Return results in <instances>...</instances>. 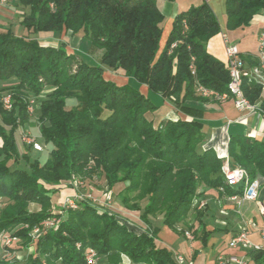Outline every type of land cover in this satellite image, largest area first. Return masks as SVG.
Returning <instances> with one entry per match:
<instances>
[{
	"label": "trees",
	"instance_id": "1",
	"mask_svg": "<svg viewBox=\"0 0 264 264\" xmlns=\"http://www.w3.org/2000/svg\"><path fill=\"white\" fill-rule=\"evenodd\" d=\"M16 3L25 10L19 25L27 35L18 36L11 28L0 32V97L7 91L11 100L10 111L0 102V203L6 200L0 206V232L26 225L13 236L27 247L30 230L51 217V195L62 183L96 177L110 191L123 183L117 196L121 206L138 212L146 226L160 218L162 226L184 235L194 228L186 225L194 212V234L203 233L204 210H192L194 198L203 196V189L223 188L232 195L243 188L226 186L220 172L223 161L212 149L201 148V112L187 105L204 102L195 95L196 84L221 94L230 81L226 65L206 51V43L220 32L209 6L202 2L176 15L160 50L163 16L155 0ZM225 9L226 29H244L264 11V0H226ZM67 33L80 35L102 51L100 65L68 54L62 43L52 48L31 38ZM70 61L75 63L73 72H67ZM105 71L128 82L117 86L105 80ZM140 85L147 87V97ZM47 87L50 93L37 100ZM242 92L256 105L261 88L244 81ZM150 95L172 102L192 120L153 121L149 116L158 106ZM29 97L37 100L34 122L39 134L52 145L42 165L30 164L27 153L15 149V132L30 122ZM260 109L264 110V100ZM227 154L250 181L264 179V141L233 136ZM21 161L26 169L17 167ZM31 204L39 205L40 212L30 213ZM32 245L34 253L23 264H85L89 249L107 264H120L122 255L133 264H175L171 253L156 244L154 234L138 231L90 199L79 202L77 209L63 210L59 226ZM250 256L262 264L260 253Z\"/></svg>",
	"mask_w": 264,
	"mask_h": 264
},
{
	"label": "crops",
	"instance_id": "2",
	"mask_svg": "<svg viewBox=\"0 0 264 264\" xmlns=\"http://www.w3.org/2000/svg\"><path fill=\"white\" fill-rule=\"evenodd\" d=\"M226 0H209L212 14L217 20L220 32L209 39L206 43V51L213 58L226 65L225 48L222 35H225L231 44H234L241 56L246 68L256 67L252 65L260 58L259 36L264 34V11L255 15L249 25L244 29L229 31L226 29ZM156 6L163 16L161 23L162 35L160 40V50L163 48L167 36L171 30L173 19L176 15L197 7L202 4L201 0H155ZM1 8V7H0ZM17 31V29H15ZM14 32L18 36H24L19 31ZM38 40L42 46L55 48L58 43L51 39L43 38ZM68 54H76L66 49ZM252 76V82L260 85V99L256 102L259 110L254 112H241L235 109L230 100L216 102L209 100L204 103L189 102L187 105L199 110L202 124L204 141L202 149H212L217 157L223 162H228L231 168H236L231 164L227 154L228 141L233 136L249 137L258 141H264V110L260 109L261 102L264 100V71ZM104 78L113 82L117 86L125 85L128 80L122 75H112L106 71ZM143 96L148 95L147 88L140 87ZM158 106L151 115L156 122L160 120H184L191 121L192 117L178 112L170 101L162 100L157 96H149ZM259 188L257 198L253 202H243L240 207L235 208L234 202L229 199L225 190L221 188L214 190L203 189V200L206 203L204 209L202 226L203 233L197 229V224L193 223L194 228L190 231L192 239L185 235H178L166 227L156 231V244L165 247L172 255L180 256L185 264H216L219 256H245L248 264H259L251 258L250 253L240 248H230V240L241 230L245 229L252 244L264 245V179H258ZM105 184V183H104ZM124 186V185H123ZM72 195L68 188H61L51 195V204H60L62 200ZM99 201L104 202L101 192L97 190L93 193ZM111 197L115 194L111 191ZM105 209L117 214L120 218L135 225L139 224V213L128 211L114 200L111 203L100 204ZM126 262L123 261L122 264Z\"/></svg>",
	"mask_w": 264,
	"mask_h": 264
},
{
	"label": "rangeland",
	"instance_id": "3",
	"mask_svg": "<svg viewBox=\"0 0 264 264\" xmlns=\"http://www.w3.org/2000/svg\"><path fill=\"white\" fill-rule=\"evenodd\" d=\"M16 5H17L16 0H8V2L5 5V7H1L0 8V32H2V30H6L7 28H11L14 32L16 31L15 29H17V31H19L20 34H22L24 32L19 24L22 21V17H23V15L25 13V10L21 6H16ZM24 35H27L26 32L24 33ZM31 38H37V40H41L42 39V41H44L43 38L48 39V41L53 39L58 44H61V43L64 44L66 49H69L70 51L75 52L79 56V58L83 60V62H85L87 64L100 65V57H101L102 51L92 47L90 41L87 40V39L83 40L80 35H74L73 36L70 33L63 34V35H61L59 37L53 36V35H47V36H44V37L31 35ZM258 67H259V65L257 67H254V68H258ZM74 69H75V63L73 61H70V64L68 63L67 72H73ZM261 71H264V70H261ZM109 72H111V71H109ZM111 73H112L113 76L117 75L114 72H111ZM124 78H126V77H124ZM126 80H128V79L126 78ZM140 87L147 88L144 85H140ZM6 89H8V88H6ZM50 91H51L50 88H48V87L45 88L44 91L42 92V94L39 96V98L37 100L44 99L50 93ZM7 95L10 96V94L7 91H4L2 93V95L0 97L1 104H2L3 98L6 97ZM195 95L197 97L203 99L204 102H207L209 100H214L216 102L225 101V100H220V99H214L213 97H209V96L204 97V96L200 95V93L197 92L196 85H195ZM153 96H157V97L161 98L158 95H153ZM31 99H33V98L32 97L28 98V100H29V101L27 100L28 104L31 101ZM37 100L34 99L35 103H36ZM162 100H165V99H162ZM227 100H230V99H227ZM171 104L173 105L172 102H171ZM2 107H3V104H2ZM257 110H259L258 107H257ZM178 112H181V111H178ZM182 114H184V113H182ZM29 117H30V120H29L30 122L28 124H26L24 127L18 129L15 132V134H14L15 149H16V151L19 154L27 153V157H28V160H29L30 164L34 163V162H38L40 165H42L48 160L49 153H50V151L52 149V145L49 144V143H45V141L40 136L39 131H38V126L34 122L35 118H36L35 113L33 114V117H31V115ZM149 117L153 121H155V119L152 118V115H150ZM21 134H27L30 137H32L42 147V151L41 152H34L33 150H31V152H27L26 149H25V147H26L25 144H22V142H21ZM0 146H1V141H0ZM17 167L19 169H26V165H25L24 161H21L18 164ZM123 185H124L123 183H117L112 188V192L116 195L115 198L111 197V195H110L111 191L106 187V184H104V182L100 178H96V177H92L91 181H87V179H85L83 177H75L71 181H68L66 183H62L61 188L70 189L71 192H72V195H74L75 193L83 194V195H90L94 199V202H96V204L101 209H105L104 207L100 206V204L108 205V203H111L113 200L121 206L120 200H119V198H117V196L124 190V186ZM96 190L98 192L102 193L103 198H104V202H102V200L99 201L98 198L93 195V193ZM200 190H198V192H201ZM133 197H136V195H132L131 196V198H133ZM203 203L206 204L204 202V200H203V196L195 197L193 202H192V210L193 211H201L202 212L205 209L206 205L204 207L202 206V208H199V207H201L200 204L203 205ZM60 204H61V202H60ZM60 204L59 203L56 204V205H52L51 204V217L48 218V219L60 216V214H59ZM5 205H6V200L2 199V201L0 203V206L4 207ZM28 210H29L30 213L40 212L39 211L40 210V206L36 205V204H31L29 206ZM193 213L194 212H192L188 216V218L186 220V225L187 226H192L193 223H194V221H193ZM120 219H122V218H120ZM46 220H44V221H46ZM122 220H124V219H122ZM140 223L143 224L140 221V219H139V224ZM129 224H131V223H129ZM39 225L33 227L30 230V232L28 233V237L30 238L31 243L29 242L30 244L27 247L23 246V242H22L21 239L13 236V234L15 232L19 231L21 228H27L26 225L15 226L13 228H9L7 231L0 232V237L2 239H4V238L10 239V240L13 239V241L7 246H3V245L0 244V260H3L4 262H7V263L23 264L26 261L27 257L34 253V247H33L32 243L39 236L36 239L35 238L32 239L31 235L33 234L34 229L36 227H38ZM131 225H133V224H131ZM134 226H135V228L138 231H140V230L141 231H147L148 233H152L155 236H156V231L154 230V227H155V229L157 231L161 230L164 227V226H162V222H161L160 218H157L155 220L153 219V223H152L151 226H146L145 224H143L141 226L134 224ZM190 231H188V232L185 231V232H187L189 234V236L192 237V234H191ZM76 247H77V245H76ZM123 261L126 262L125 264H133L124 255L121 256V263L120 264H122ZM96 264H107V263H106L105 259H99L96 256Z\"/></svg>",
	"mask_w": 264,
	"mask_h": 264
},
{
	"label": "built area",
	"instance_id": "4",
	"mask_svg": "<svg viewBox=\"0 0 264 264\" xmlns=\"http://www.w3.org/2000/svg\"><path fill=\"white\" fill-rule=\"evenodd\" d=\"M202 2H206L209 0H201ZM8 0H0V7H5ZM224 48H225V57H226V68L231 69V76H229L230 81L227 86H231L237 92V104L235 109L241 112H254L257 111V106H251V104H243L241 102V97H239V78L242 75H252L253 77L257 76L254 73V67L246 68L241 56L239 55V51L234 44H231L225 35H222ZM174 48V47H173ZM259 51H260V58L258 60L257 65H261L264 67V34L259 36ZM196 89L201 90V94H207L201 87H198L196 84ZM209 97H213L214 99L217 98H224L218 97V95L208 94ZM8 102L11 104L10 96L7 95L4 97ZM32 101V114L33 117L35 111V101ZM21 142L25 144V146L31 147L34 152H41L42 147L29 135L21 134ZM221 175L227 187L237 188L243 185L241 194H232L229 196V199L234 202L235 208L240 207L243 202H253L257 198L259 182L258 179L249 180L246 176L245 172L236 167L231 168L228 162H223L221 167ZM80 184V183H79ZM224 189L221 188V191ZM84 199H90L93 203L94 199L90 195H83L75 193L74 195H70L65 197L61 204H60V211L59 217H53L51 219H47L43 221L38 227H36L31 235L32 239H36L40 236L43 232L55 229L61 223V216L63 210L68 209H77L78 203L83 201ZM204 207L206 204H200ZM56 216V215H55ZM185 237L188 239H192L191 236L187 232L184 233ZM13 239H2L0 237V244L3 246L9 245ZM79 247V245H77ZM230 248H240L247 252H258L262 256V264H264V245H255L252 244L248 238L247 231L245 229L239 231L229 242ZM85 264H96V254L93 250L89 249L85 252ZM175 264H185V261L180 256H174ZM190 264V263H189ZM216 264H248L247 258L245 256H236V255H229V256H219L217 258Z\"/></svg>",
	"mask_w": 264,
	"mask_h": 264
},
{
	"label": "bare ground",
	"instance_id": "5",
	"mask_svg": "<svg viewBox=\"0 0 264 264\" xmlns=\"http://www.w3.org/2000/svg\"><path fill=\"white\" fill-rule=\"evenodd\" d=\"M207 2L208 1H206L205 3H207ZM227 70L229 72V76H231V69H227ZM261 70H264V67L261 66V65H259L258 68H254V73H258ZM244 81H247L248 83L249 82H252V75H242V77L239 78V88H240L239 89V97H241V102L243 104H251L247 100V98L244 97L243 92H242V85H243ZM202 90H204L205 93H207V94H201V90H198V92L200 93V95H202L204 97L209 96L208 94L218 95V97H224V98H217V99H220V100L230 99L232 101L234 107H236V104H237V92L231 86H228L227 87L226 93H221V94H219V93H217L215 91H211V90L204 89V88H202ZM30 102H29V106L27 108V111H28L29 116L32 114V105H31L32 104V101H30ZM2 104H3V107L6 110H10L11 109L10 102H8L5 98H3V100H2ZM251 106H257V105L251 104Z\"/></svg>",
	"mask_w": 264,
	"mask_h": 264
}]
</instances>
